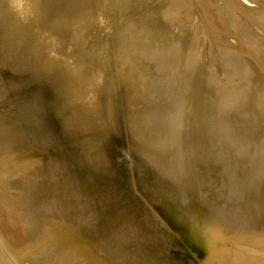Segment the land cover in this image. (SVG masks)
I'll return each instance as SVG.
<instances>
[{"label":"water","instance_id":"1","mask_svg":"<svg viewBox=\"0 0 264 264\" xmlns=\"http://www.w3.org/2000/svg\"><path fill=\"white\" fill-rule=\"evenodd\" d=\"M0 264H264V83L191 0H0Z\"/></svg>","mask_w":264,"mask_h":264},{"label":"rangeland","instance_id":"2","mask_svg":"<svg viewBox=\"0 0 264 264\" xmlns=\"http://www.w3.org/2000/svg\"><path fill=\"white\" fill-rule=\"evenodd\" d=\"M191 2L211 42L249 70H253L252 72L264 83V63L260 66L257 63L259 60L256 61V58L254 60V57L261 59L262 54L264 55V0H191ZM203 8L211 19H215L213 23L208 18L201 17L199 10ZM249 48L253 50L250 51ZM249 51L254 52L253 56Z\"/></svg>","mask_w":264,"mask_h":264},{"label":"bare ground","instance_id":"3","mask_svg":"<svg viewBox=\"0 0 264 264\" xmlns=\"http://www.w3.org/2000/svg\"><path fill=\"white\" fill-rule=\"evenodd\" d=\"M230 6L232 7V4H230ZM199 11H200L199 14L201 15V17L203 16L202 18H205V19L208 18V19L211 21V23L214 22L215 19H214V18L211 19V17H209V16L207 15L206 10H205L204 8L201 9V10H199ZM251 47H252V46H251ZM261 48H262V47H261ZM249 49H250V51H251L252 48H249ZM252 50H253V49H252ZM250 51H249V52H250ZM254 51H255V49H254ZM256 51H257V50H256ZM259 52H260V51H259ZM250 53H251V55H252L254 52H250ZM248 54H249V53H248ZM255 54H256V53H255ZM258 54H259V53H258ZM252 56H253V55H252ZM254 56H255V55H254ZM262 56H263V57L261 58L262 60H261V59H258V58H260V57H258V58H257V57H254V60H255V58H256V61L259 60V62H257V63H259L260 66H262L263 63H264V55L262 54ZM250 57H251V56H250ZM257 63H256V64H257ZM248 65H249V64H248ZM250 65L252 66L251 62H250ZM260 66H259V67H260ZM251 68H252V67H251ZM258 69H259V68H258ZM260 70H262V69L260 68ZM252 71H253V70H252ZM259 75H260V74H259ZM261 76H262V75H261Z\"/></svg>","mask_w":264,"mask_h":264}]
</instances>
